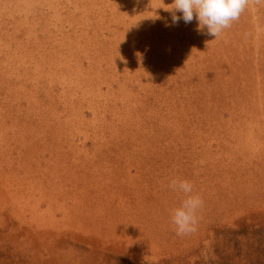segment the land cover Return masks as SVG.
Instances as JSON below:
<instances>
[{
	"label": "rangeland",
	"instance_id": "rangeland-1",
	"mask_svg": "<svg viewBox=\"0 0 264 264\" xmlns=\"http://www.w3.org/2000/svg\"><path fill=\"white\" fill-rule=\"evenodd\" d=\"M172 3L0 0V264H264V4Z\"/></svg>",
	"mask_w": 264,
	"mask_h": 264
},
{
	"label": "clouds",
	"instance_id": "clouds-1",
	"mask_svg": "<svg viewBox=\"0 0 264 264\" xmlns=\"http://www.w3.org/2000/svg\"><path fill=\"white\" fill-rule=\"evenodd\" d=\"M249 3L264 4V0H173L172 22L178 24L183 19L185 24L191 23L195 13L198 30L206 28L207 35L216 39L223 30L231 26L232 22L240 18ZM175 12H181L182 17L176 16ZM169 188L186 194V198L171 215L177 235L184 236L195 232L198 223L197 212L203 205L202 199L199 196L188 195L193 191V186L187 180H173Z\"/></svg>",
	"mask_w": 264,
	"mask_h": 264
},
{
	"label": "bare ground",
	"instance_id": "bare-ground-1",
	"mask_svg": "<svg viewBox=\"0 0 264 264\" xmlns=\"http://www.w3.org/2000/svg\"><path fill=\"white\" fill-rule=\"evenodd\" d=\"M2 85H4V86H2ZM30 85H31L30 82L27 83V81H25V84L22 85V86H24V89H25L26 87H29ZM1 88L4 89V91H5L4 93L7 94L5 97H2L1 94H0V97H2V101H0L1 103H4V100H6L7 97H8L9 99L16 100L15 97H14V95H13V94H14L13 91L11 92L10 90H7V87L5 86L4 83H3V84H0V91H1ZM2 91H3V90H2ZM1 93H2V92H1ZM12 93H13V94H12ZM16 94L18 95L19 98H21V99L23 98V96L20 95V92H17ZM16 101H18V100H16ZM7 105H9L8 102H7ZM1 106H4V104H1L0 107H1ZM30 118H32V116H30Z\"/></svg>",
	"mask_w": 264,
	"mask_h": 264
}]
</instances>
